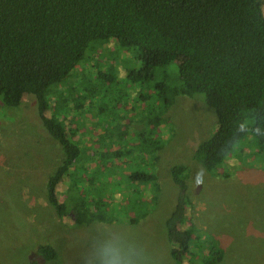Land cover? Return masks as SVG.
Returning <instances> with one entry per match:
<instances>
[{
	"label": "trees",
	"instance_id": "16d2710c",
	"mask_svg": "<svg viewBox=\"0 0 264 264\" xmlns=\"http://www.w3.org/2000/svg\"><path fill=\"white\" fill-rule=\"evenodd\" d=\"M108 39L134 53L139 64L134 79L149 81L155 69L175 62L178 84L171 93L202 95L215 119L213 134L193 151L202 168L210 171L248 133L264 148V9L259 0H0V100L4 107H16L32 96L45 135L60 148V162L43 186L45 201L58 218L83 226L94 220L112 222L124 207L133 224L156 203L159 188L152 168L170 97L164 84L154 85L157 104L144 112V132L132 136L140 141V150L134 152L123 132L114 136L106 129L88 146V158L79 161L84 105L93 110L91 98L113 79L98 73L91 85L87 80L97 90L93 96L79 83L66 95L59 87L90 42ZM69 116L78 121L73 124ZM142 154L144 168L134 167ZM129 162L126 174L109 169ZM184 170L170 169L181 190ZM114 176L107 185L106 178ZM183 203L179 195L164 221L168 255L182 264L204 247L200 258L205 262L220 242L188 222ZM35 252L45 262L56 258L47 243L38 244Z\"/></svg>",
	"mask_w": 264,
	"mask_h": 264
},
{
	"label": "rangeland",
	"instance_id": "374dc122",
	"mask_svg": "<svg viewBox=\"0 0 264 264\" xmlns=\"http://www.w3.org/2000/svg\"><path fill=\"white\" fill-rule=\"evenodd\" d=\"M259 3L264 9V0ZM138 67L132 51L118 47L113 39L96 40L84 51L69 74L71 78L59 87L66 95L79 83L80 89L93 91V96L97 90L88 86L96 74L105 78L110 74L113 79L109 84L103 82L91 98L93 110L84 105L77 135L80 162L88 158V146L95 145L97 134L106 129L114 131V136L123 132L134 152L140 150V141L132 136L135 131L144 132V112L157 104L154 85L161 83L169 89L161 146L152 168L159 188L156 203L133 224L128 222L131 216H126L124 207L115 212L116 221L112 222L94 220L83 226L65 216L58 218L45 201L43 186L60 162V148L45 135L32 96L26 95L16 107H4L0 100V264H29L30 260L39 264H102V252L109 247L129 254L132 264H175L168 255L164 221L179 195L187 206L188 222L202 235L220 242L205 262L200 258L206 252L203 247L197 257L182 264H264V148L248 133L210 171L205 170L192 156L197 144L214 132L212 109L200 94L171 93L178 84L175 62L155 69L149 81L134 79ZM52 106L45 115L51 113ZM69 118L73 124L78 121ZM141 137L144 139V133ZM137 160L133 166L143 169L144 154ZM131 165L106 168L126 174ZM173 166L185 167L179 177L182 190L171 178ZM114 179L106 178L107 185ZM43 243L53 246L54 260L45 262L36 255L37 245Z\"/></svg>",
	"mask_w": 264,
	"mask_h": 264
},
{
	"label": "clouds",
	"instance_id": "9594fccd",
	"mask_svg": "<svg viewBox=\"0 0 264 264\" xmlns=\"http://www.w3.org/2000/svg\"><path fill=\"white\" fill-rule=\"evenodd\" d=\"M243 128H241V131ZM199 175V174H198ZM102 264H132L131 257L121 249L105 248L101 255Z\"/></svg>",
	"mask_w": 264,
	"mask_h": 264
}]
</instances>
